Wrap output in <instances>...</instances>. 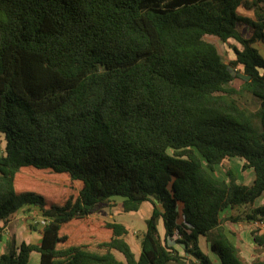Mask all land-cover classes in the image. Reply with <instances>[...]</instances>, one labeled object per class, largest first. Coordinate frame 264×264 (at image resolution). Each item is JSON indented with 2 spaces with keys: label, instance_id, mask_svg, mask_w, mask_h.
<instances>
[{
  "label": "trees",
  "instance_id": "trees-1",
  "mask_svg": "<svg viewBox=\"0 0 264 264\" xmlns=\"http://www.w3.org/2000/svg\"><path fill=\"white\" fill-rule=\"evenodd\" d=\"M208 35L242 45L231 61L250 76L241 87ZM257 44L264 0H0V222L26 206L48 220L38 244L7 238L0 264H29L32 252L38 264H213L201 236L222 264H264L241 256L221 218L252 206L231 220H264L253 206L264 193ZM235 157L252 185L228 165L215 175ZM114 197L126 212L154 205L139 255L126 225L96 215ZM252 236L264 253V233Z\"/></svg>",
  "mask_w": 264,
  "mask_h": 264
},
{
  "label": "crops",
  "instance_id": "crops-1",
  "mask_svg": "<svg viewBox=\"0 0 264 264\" xmlns=\"http://www.w3.org/2000/svg\"><path fill=\"white\" fill-rule=\"evenodd\" d=\"M248 15H251L252 13L246 11L245 12ZM258 47V46H257ZM230 159V158H227ZM225 159V160H227ZM235 159L234 163L226 164L223 163L221 166H231L233 167L237 172L238 170V182L242 184L252 185L255 180V172L253 169H247L245 171L242 170V167L245 163V161L241 158L235 157L232 158V160ZM231 160V162H232ZM239 164V168L235 166V164ZM225 173V172H224ZM225 176L221 177V179H225ZM264 205V193L260 198H258L253 206H260ZM247 207V211L250 210L252 206H245ZM239 208V207H238ZM232 210L231 208H227L225 211L221 213L222 218V225L225 229L226 234L230 237V239L234 242V244L237 246V248L240 251L241 256L247 261L251 262L252 260L260 257L264 259V253H262L256 243L253 240L252 236V230L259 229L261 233H264V220L255 221V222H247V221H238L234 222L231 220V217L238 216V215H244L239 214L236 212V210ZM246 211V212H247ZM35 217L34 220H32ZM42 215L39 211V208L36 206H26L19 210L14 218H12L7 223L0 222V233L3 237L2 240H0V255L5 251V241L7 238L14 236L16 238L17 244L19 245L21 242L26 241L28 243H39L42 238V226L40 225V221L42 220ZM162 220V219H160ZM183 220V218H182ZM37 223V224H36ZM124 224V223H123ZM126 225V224H124ZM128 227V226H127ZM159 233L162 237L165 235V228L163 220L162 222L159 221L158 224ZM130 229V228H129ZM131 233V230H130ZM129 235V234H128ZM127 235V236H128ZM141 235H139L140 237ZM129 241L128 237H126ZM140 240V238H139ZM130 242V241H129ZM202 242L205 244L206 252L211 253L213 250L211 249V242L206 236H201L199 239L200 246L202 245ZM181 255L189 256L185 251L184 248L179 244L173 245ZM202 248V247H201ZM249 250H252L251 253H247ZM254 250L260 252L259 255H253ZM205 252V251H204ZM205 252V253H206ZM206 253V254H207ZM208 255V254H207ZM249 255H251L253 258L250 259ZM36 256V257H35ZM31 258H34V263L32 264H38L40 260V254L34 255V252H32ZM211 259V258H210ZM221 262V261H220ZM222 264V263H221Z\"/></svg>",
  "mask_w": 264,
  "mask_h": 264
},
{
  "label": "rangeland",
  "instance_id": "rangeland-1",
  "mask_svg": "<svg viewBox=\"0 0 264 264\" xmlns=\"http://www.w3.org/2000/svg\"><path fill=\"white\" fill-rule=\"evenodd\" d=\"M240 31L247 37H249L251 35V30L244 25H240L239 26ZM205 39L209 42L214 43L217 47L218 50L220 52V54L223 57V60L231 65V61L236 59V52H235V48L238 49H242V45L236 41L235 39H229L226 42L221 41L219 38L215 37V36H205ZM258 48L260 49L261 53L264 54V45L263 44H257ZM235 78L232 81L231 85L235 86V87H241V85L248 80L247 79V75L244 73V68L242 65H239L237 68V71L235 72ZM248 98H246L247 100ZM245 100V99H244ZM249 101V99H248ZM251 109H254L255 106L254 105H250ZM5 145H6V141L5 138L2 134H0V155H2L5 152ZM232 158L225 160L224 163L226 164H230V163H234L235 159L232 160ZM235 166L237 168H239V164H235ZM225 169L223 166L221 165H217L216 167V171L214 172L215 175L218 178H221L223 176H225ZM238 172H240L238 170ZM23 176H19L18 178V184L23 183ZM55 182L58 183V185L61 186V184H64V180H55ZM57 183H45L42 186L39 187H47V192H54L53 191V186L54 184ZM54 194V193H52ZM121 202H122V197H114L112 200L100 205L99 210L97 211L96 215L104 218L105 220L109 221V222H120V223H124L126 224V226H128V228H130L131 233H129V235L127 236L130 244L132 245V248L134 250V252L139 255L140 254V240H139V235H142L146 228H147V224H146V220L151 216L152 212H153V203L150 201L144 202L141 206V208L138 211H130V212H126L123 211L122 206H121ZM247 211V207L242 206L239 207L238 210H236L237 213L239 214H244ZM35 217L32 219L34 220ZM41 222V221H40ZM39 222V223H40ZM160 222H162V220H160ZM37 224V223H36ZM41 225V223H40ZM42 226V225H41ZM43 227V226H42ZM84 232V231H83ZM91 232V231H90ZM77 236V235H73ZM202 250L206 252V247L205 244L202 242ZM252 250H249L247 253H251ZM207 253V252H206ZM38 254V252H34V255ZM208 256L211 258L213 264H221L220 259L218 257V255L215 252H211V253H207ZM260 252L254 250L253 255H259ZM116 255L118 258L120 259H124L123 255L119 252H116ZM36 257V256H35ZM250 259L253 258L251 255H249ZM252 260V259H251ZM34 263V258L30 260L29 264Z\"/></svg>",
  "mask_w": 264,
  "mask_h": 264
},
{
  "label": "water",
  "instance_id": "water-1",
  "mask_svg": "<svg viewBox=\"0 0 264 264\" xmlns=\"http://www.w3.org/2000/svg\"><path fill=\"white\" fill-rule=\"evenodd\" d=\"M229 69L232 71V74L234 75L237 69L233 68L231 65H229ZM247 79H250V76L247 75ZM182 247H185V244H181ZM188 254V253H187Z\"/></svg>",
  "mask_w": 264,
  "mask_h": 264
},
{
  "label": "built area",
  "instance_id": "built-area-1",
  "mask_svg": "<svg viewBox=\"0 0 264 264\" xmlns=\"http://www.w3.org/2000/svg\"><path fill=\"white\" fill-rule=\"evenodd\" d=\"M47 221H48L47 219H45V218H42V220H41V222H40V223H41V225H42V226H45V225H46V223H47Z\"/></svg>",
  "mask_w": 264,
  "mask_h": 264
}]
</instances>
